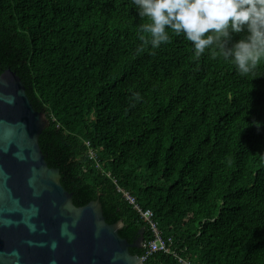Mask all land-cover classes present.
Wrapping results in <instances>:
<instances>
[{"label":"trees","instance_id":"obj_1","mask_svg":"<svg viewBox=\"0 0 264 264\" xmlns=\"http://www.w3.org/2000/svg\"><path fill=\"white\" fill-rule=\"evenodd\" d=\"M148 22L132 0H0V73L14 70L49 120L38 142L76 206L99 194L120 236L132 242L143 228L147 240L121 187L178 254L264 264V61L240 75L174 32L153 49L139 39Z\"/></svg>","mask_w":264,"mask_h":264},{"label":"water","instance_id":"obj_2","mask_svg":"<svg viewBox=\"0 0 264 264\" xmlns=\"http://www.w3.org/2000/svg\"><path fill=\"white\" fill-rule=\"evenodd\" d=\"M49 124L36 110L19 75L0 73V264H143L144 229L132 242L121 221L108 223L99 194L84 205L60 182L38 138Z\"/></svg>","mask_w":264,"mask_h":264},{"label":"clouds","instance_id":"obj_3","mask_svg":"<svg viewBox=\"0 0 264 264\" xmlns=\"http://www.w3.org/2000/svg\"><path fill=\"white\" fill-rule=\"evenodd\" d=\"M141 18L139 39L151 48L182 35L197 58L210 52L233 63L240 75L264 61V0H132ZM234 34H241L234 39ZM137 99H142L135 93Z\"/></svg>","mask_w":264,"mask_h":264},{"label":"built area","instance_id":"obj_4","mask_svg":"<svg viewBox=\"0 0 264 264\" xmlns=\"http://www.w3.org/2000/svg\"><path fill=\"white\" fill-rule=\"evenodd\" d=\"M86 145L88 147V154L89 157L96 160V154L94 150L90 147L89 142H86ZM96 165L100 167L101 165L96 162ZM106 174H109V172H106ZM118 189L122 193V197L126 199L131 205L134 211L140 216V218L146 223L148 226V230L151 233L152 237L147 238V240H142L141 247H143L147 254L153 252V251H165L168 252L176 257L178 264H198L194 260L187 258L185 256H182L181 254H178L175 252V250L170 249L167 243L163 240L161 231L158 227L157 221L153 217V212L149 208H142L140 204L137 202L136 198L125 189H122L121 187H118ZM143 257H141L142 259Z\"/></svg>","mask_w":264,"mask_h":264},{"label":"bare ground","instance_id":"obj_5","mask_svg":"<svg viewBox=\"0 0 264 264\" xmlns=\"http://www.w3.org/2000/svg\"><path fill=\"white\" fill-rule=\"evenodd\" d=\"M111 117V116H110Z\"/></svg>","mask_w":264,"mask_h":264}]
</instances>
